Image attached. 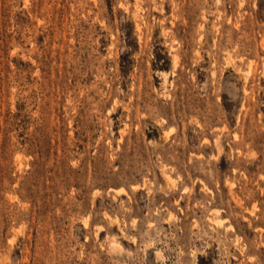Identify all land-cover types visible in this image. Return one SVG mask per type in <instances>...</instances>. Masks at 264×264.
I'll use <instances>...</instances> for the list:
<instances>
[{"label":"rangeland","instance_id":"rangeland-1","mask_svg":"<svg viewBox=\"0 0 264 264\" xmlns=\"http://www.w3.org/2000/svg\"><path fill=\"white\" fill-rule=\"evenodd\" d=\"M0 264H264V0H0Z\"/></svg>","mask_w":264,"mask_h":264}]
</instances>
